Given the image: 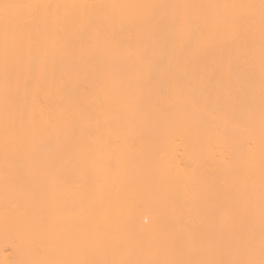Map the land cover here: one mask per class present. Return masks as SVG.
Returning a JSON list of instances; mask_svg holds the SVG:
<instances>
[{
    "label": "bare ground",
    "instance_id": "obj_1",
    "mask_svg": "<svg viewBox=\"0 0 264 264\" xmlns=\"http://www.w3.org/2000/svg\"><path fill=\"white\" fill-rule=\"evenodd\" d=\"M3 2L131 7L70 9L47 26L19 14L24 67L9 112L0 75V139L9 115L33 124L38 164L21 159L7 199L0 174V264L65 258L75 241L96 260L208 259L210 247L228 258L249 226L258 258V9L253 22L247 9L200 6L259 0ZM176 5L196 6L182 40Z\"/></svg>",
    "mask_w": 264,
    "mask_h": 264
},
{
    "label": "snow or ice",
    "instance_id": "obj_2",
    "mask_svg": "<svg viewBox=\"0 0 264 264\" xmlns=\"http://www.w3.org/2000/svg\"><path fill=\"white\" fill-rule=\"evenodd\" d=\"M82 7H112L123 8L131 7L127 5H76V4H50V3H27L15 4L0 0V14L5 19V32L2 54H0V75H2L3 101L6 112L10 110V98L13 89L18 83L19 73L23 70L22 56L25 49L24 33L25 26L19 23V14L26 11L33 19H40L46 26L49 22L56 25L69 16L70 9ZM150 7H164L155 5ZM175 7L183 11L176 17V33L178 39L192 35L194 32V18L189 9L196 7L193 5H176ZM200 7L234 9L241 8L249 11V17L255 21L258 9L259 32H260V105H261V128L262 140H264V0H259V4H229V5H210ZM227 17H221L220 23L226 22ZM201 43L206 45L211 39V33H201ZM255 58V54H252ZM34 66V64H33ZM70 113H64L62 118H67ZM38 134V129L31 123H16L9 115L0 139V153L3 157V167L0 169L2 174L5 198L12 187V177L15 168L21 159L32 161L33 166L38 164L35 156V145L33 140ZM260 183V202H259V223L260 234L258 244L254 227L249 226L248 231L243 235L234 237L228 258H223V254L217 255L215 248H209L210 257L208 259H153V260H129V259H110L96 260L88 258V250L79 241L68 245L69 254L65 258L40 259L26 264H264V153H262ZM54 195V191H53ZM199 242L193 241L190 251H199ZM74 252V255L72 254Z\"/></svg>",
    "mask_w": 264,
    "mask_h": 264
}]
</instances>
